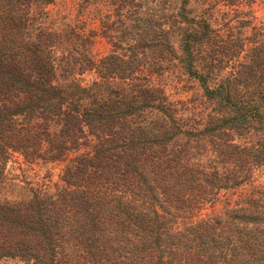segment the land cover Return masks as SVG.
Returning <instances> with one entry per match:
<instances>
[{"label": "trees", "instance_id": "1", "mask_svg": "<svg viewBox=\"0 0 264 264\" xmlns=\"http://www.w3.org/2000/svg\"><path fill=\"white\" fill-rule=\"evenodd\" d=\"M253 1L78 0L98 57L56 0H0V264H264V187L205 212L264 166V26L211 22ZM15 152L64 162L54 191L10 182Z\"/></svg>", "mask_w": 264, "mask_h": 264}, {"label": "rangeland", "instance_id": "2", "mask_svg": "<svg viewBox=\"0 0 264 264\" xmlns=\"http://www.w3.org/2000/svg\"><path fill=\"white\" fill-rule=\"evenodd\" d=\"M77 1L78 0H56V2L49 5L48 8L51 13H57L58 16L62 18V21L69 19L68 17L70 16L66 15L68 12L72 14V17L77 15V17L80 18V22L85 25L87 30L93 29L96 31V33H94L95 42L92 46L94 54L98 57L106 55L110 52L111 45L108 39L101 34L100 21L95 13L97 11H95L94 8H91L84 13H79L77 5L75 6V2ZM173 1L174 0H172V2ZM237 8L238 11L250 10L252 23L257 26H264V0H254L250 6L242 4L240 7L221 3L216 7L215 14L211 22L217 27L222 26L225 19L229 20L234 17ZM79 14H81V16ZM94 77L95 73L93 71L86 72L82 76L83 83H90ZM160 82L173 100L181 98L187 99L193 93V89H188V91L184 89L182 87L184 82H180L173 74L166 75ZM63 167L64 162L62 161H36L34 163H27L20 153L15 152L12 153L11 159L8 162L7 175L10 182L25 185L26 182L30 181L29 185L31 186H40L43 189L54 191L55 183L60 181V174ZM16 187L14 189H17ZM260 187H264V166L255 169L253 178L249 183L236 189L222 190L217 201H215L212 205H208L205 212L208 214L220 213L226 206L235 205V202L238 199L241 200L253 189ZM8 193L9 195L11 194L10 191H8ZM1 264L31 263H26L25 261L17 258H10L2 260Z\"/></svg>", "mask_w": 264, "mask_h": 264}]
</instances>
